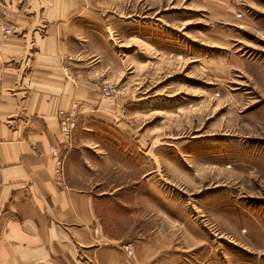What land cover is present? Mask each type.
I'll use <instances>...</instances> for the list:
<instances>
[{"label": "rangeland", "instance_id": "obj_1", "mask_svg": "<svg viewBox=\"0 0 264 264\" xmlns=\"http://www.w3.org/2000/svg\"><path fill=\"white\" fill-rule=\"evenodd\" d=\"M81 2L86 12L69 14L57 36L0 16L39 47L62 39L72 72L99 81L66 74L99 103L58 109L59 121L61 111L71 118L68 135L60 125V175L68 167L77 185L103 193L115 237L170 231L193 264H264V0ZM109 85L112 96L101 95Z\"/></svg>", "mask_w": 264, "mask_h": 264}, {"label": "crops", "instance_id": "obj_2", "mask_svg": "<svg viewBox=\"0 0 264 264\" xmlns=\"http://www.w3.org/2000/svg\"><path fill=\"white\" fill-rule=\"evenodd\" d=\"M35 1L0 0V16L14 15L25 34L46 30L57 36L69 14L86 12L81 0H56L47 9ZM16 31L4 36L0 30V264H193L177 254L183 249L174 232L158 230L132 242L115 237L99 209L103 193L77 185L68 167L59 174L51 147L67 159L68 142L58 109L78 97L98 104L99 95L67 79L63 67L76 55H60L62 39L51 35L39 47ZM72 73L73 80L100 87L97 78Z\"/></svg>", "mask_w": 264, "mask_h": 264}, {"label": "built area", "instance_id": "obj_3", "mask_svg": "<svg viewBox=\"0 0 264 264\" xmlns=\"http://www.w3.org/2000/svg\"><path fill=\"white\" fill-rule=\"evenodd\" d=\"M0 25H1L0 26V30L4 33V35H10V34H13L14 33V29L12 27L7 26V25H2V24H0ZM63 70L65 71V73L68 76L71 75V70L69 69L68 66H64L63 67ZM102 92H103V95L104 96H108V97L112 96V94H113L112 93V88L110 87V85L109 86H105L103 88V91ZM62 112L63 111H61V118L62 119L60 120V125L62 127L61 130H62L63 133L67 134V132L69 131V130H67V126L69 125V121H70L71 118H68L67 117V114H65L64 112L62 114ZM0 119H1V115H0ZM75 123H76V121L72 122V125L74 126ZM51 150H52V157L56 160V162L59 165L58 172L60 174L61 173L60 150L57 148L56 145L55 146H52ZM125 249H126L128 255H132V252L133 251H132V249L130 248L129 245H126L125 246Z\"/></svg>", "mask_w": 264, "mask_h": 264}, {"label": "bare ground", "instance_id": "obj_4", "mask_svg": "<svg viewBox=\"0 0 264 264\" xmlns=\"http://www.w3.org/2000/svg\"><path fill=\"white\" fill-rule=\"evenodd\" d=\"M4 34V33H3ZM11 35V34H10ZM5 36V35H4ZM131 248V247H130ZM132 249V248H131ZM133 253V252H132Z\"/></svg>", "mask_w": 264, "mask_h": 264}]
</instances>
